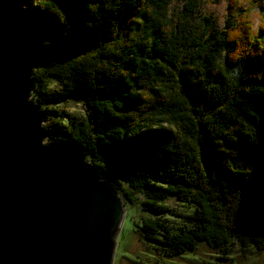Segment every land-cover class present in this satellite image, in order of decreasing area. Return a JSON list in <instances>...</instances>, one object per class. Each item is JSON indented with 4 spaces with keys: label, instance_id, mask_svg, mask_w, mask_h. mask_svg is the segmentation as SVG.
<instances>
[{
    "label": "trees",
    "instance_id": "trees-1",
    "mask_svg": "<svg viewBox=\"0 0 264 264\" xmlns=\"http://www.w3.org/2000/svg\"><path fill=\"white\" fill-rule=\"evenodd\" d=\"M174 1L0 0V60L32 56L47 144L139 202L149 243L173 258L206 243L223 262L234 241L264 250V0H229L220 29L201 0ZM74 98L100 126L47 107ZM169 198L193 209L182 227Z\"/></svg>",
    "mask_w": 264,
    "mask_h": 264
},
{
    "label": "water",
    "instance_id": "water-1",
    "mask_svg": "<svg viewBox=\"0 0 264 264\" xmlns=\"http://www.w3.org/2000/svg\"><path fill=\"white\" fill-rule=\"evenodd\" d=\"M35 67L0 60V264H112L125 203L81 151L44 144Z\"/></svg>",
    "mask_w": 264,
    "mask_h": 264
},
{
    "label": "rangeland",
    "instance_id": "rangeland-1",
    "mask_svg": "<svg viewBox=\"0 0 264 264\" xmlns=\"http://www.w3.org/2000/svg\"><path fill=\"white\" fill-rule=\"evenodd\" d=\"M200 2L201 5L197 15L200 14V17L210 16V23L215 22V26L219 29L223 27L227 17L229 0H201ZM181 5L180 1L175 0L173 2V8H176V10H179L178 8ZM250 14L256 23H259L261 19L259 17L263 16L253 6ZM203 25H207V23L203 22ZM207 28L213 27L207 26ZM57 87H60L59 82H51L50 89ZM47 107L62 109L69 114L90 118L95 120L99 126L101 125V117L85 106L82 99H67L48 104ZM47 121L49 120L44 121V124ZM47 141L48 138L44 140V144H47ZM139 198L142 200L143 196L139 195ZM165 203L171 211L164 216L168 220V224L178 227L186 224V217L192 214L193 209L188 208L175 198H169ZM125 209V217L119 234L116 237V249L112 264H216L219 262L217 257L224 256L222 250L210 248L206 243H200L194 253L186 252L181 257L176 258L166 256V254L161 251L159 252L155 248V245H152L144 238L143 231L141 230L142 221L152 217L151 214L142 211L139 202L132 205V207L130 205L125 206ZM226 256L229 260L219 262L220 264H264V250H258L254 246H245L238 241H234L229 246V253Z\"/></svg>",
    "mask_w": 264,
    "mask_h": 264
},
{
    "label": "bare ground",
    "instance_id": "bare-ground-1",
    "mask_svg": "<svg viewBox=\"0 0 264 264\" xmlns=\"http://www.w3.org/2000/svg\"><path fill=\"white\" fill-rule=\"evenodd\" d=\"M146 212V211H145Z\"/></svg>",
    "mask_w": 264,
    "mask_h": 264
}]
</instances>
